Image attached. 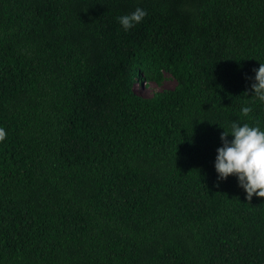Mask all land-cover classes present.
Listing matches in <instances>:
<instances>
[{
	"label": "trees",
	"instance_id": "trees-1",
	"mask_svg": "<svg viewBox=\"0 0 264 264\" xmlns=\"http://www.w3.org/2000/svg\"><path fill=\"white\" fill-rule=\"evenodd\" d=\"M260 63L264 0H0V264H264V197L215 170Z\"/></svg>",
	"mask_w": 264,
	"mask_h": 264
},
{
	"label": "clouds",
	"instance_id": "clouds-1",
	"mask_svg": "<svg viewBox=\"0 0 264 264\" xmlns=\"http://www.w3.org/2000/svg\"><path fill=\"white\" fill-rule=\"evenodd\" d=\"M146 11L137 7L133 12L117 18L125 32L141 23ZM251 83L252 97L264 103V63H260ZM245 95H248L246 92ZM253 109L245 106L241 115L248 117ZM7 133L0 128V141L6 139ZM232 139L229 140L228 137ZM222 147L217 149L215 170L218 180H227L230 175L238 178L239 186L245 191L246 199L251 201L253 196L264 197V131L258 125L247 122L233 121L229 130L221 133Z\"/></svg>",
	"mask_w": 264,
	"mask_h": 264
},
{
	"label": "rangeland",
	"instance_id": "rangeland-1",
	"mask_svg": "<svg viewBox=\"0 0 264 264\" xmlns=\"http://www.w3.org/2000/svg\"><path fill=\"white\" fill-rule=\"evenodd\" d=\"M175 86V82L173 79H171L170 76L165 75V80L162 82V85L157 86L153 82H147V83H137L134 86V91L137 95L141 97H151L153 93L159 92L162 90H171Z\"/></svg>",
	"mask_w": 264,
	"mask_h": 264
}]
</instances>
